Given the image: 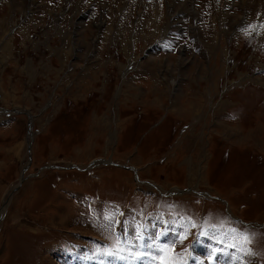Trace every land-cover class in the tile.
<instances>
[{
  "label": "rangeland",
  "instance_id": "1",
  "mask_svg": "<svg viewBox=\"0 0 264 264\" xmlns=\"http://www.w3.org/2000/svg\"><path fill=\"white\" fill-rule=\"evenodd\" d=\"M164 259L264 264V0H0V264Z\"/></svg>",
  "mask_w": 264,
  "mask_h": 264
},
{
  "label": "snow or ice",
  "instance_id": "2",
  "mask_svg": "<svg viewBox=\"0 0 264 264\" xmlns=\"http://www.w3.org/2000/svg\"><path fill=\"white\" fill-rule=\"evenodd\" d=\"M193 227H195V225H193ZM229 232L231 233H235L236 230L235 229H229ZM239 237H240V241L242 244H247V243H250L251 240L248 236V234L246 233H241L239 234ZM138 239H143V236L138 234L137 236ZM230 247H234L235 245H229ZM147 247H151V245H147ZM109 255H112L111 252L108 253ZM157 255L158 256H163L164 255V250L163 249H157ZM160 264H177V261L175 259H164L160 262Z\"/></svg>",
  "mask_w": 264,
  "mask_h": 264
},
{
  "label": "water",
  "instance_id": "3",
  "mask_svg": "<svg viewBox=\"0 0 264 264\" xmlns=\"http://www.w3.org/2000/svg\"><path fill=\"white\" fill-rule=\"evenodd\" d=\"M24 169H25V168H24ZM24 169H23V170H24Z\"/></svg>",
  "mask_w": 264,
  "mask_h": 264
}]
</instances>
